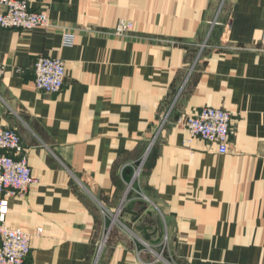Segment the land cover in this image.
<instances>
[{
	"label": "crops",
	"instance_id": "0c3cea01",
	"mask_svg": "<svg viewBox=\"0 0 264 264\" xmlns=\"http://www.w3.org/2000/svg\"><path fill=\"white\" fill-rule=\"evenodd\" d=\"M30 4L50 27L0 28V124L37 180L9 198L26 264H264V0ZM205 106L233 114L226 153L178 124Z\"/></svg>",
	"mask_w": 264,
	"mask_h": 264
},
{
	"label": "built area",
	"instance_id": "2783aa9c",
	"mask_svg": "<svg viewBox=\"0 0 264 264\" xmlns=\"http://www.w3.org/2000/svg\"><path fill=\"white\" fill-rule=\"evenodd\" d=\"M51 26L49 15L44 10H33L30 0H0V28L32 30ZM116 34H126L133 29V23L121 20ZM74 38L67 36V42ZM264 46V29L261 36ZM34 84L37 90L59 93L65 83L66 62L61 58L41 56L35 62ZM6 73V66L0 62V79ZM232 112L223 108L205 106L192 114L178 119L187 134V142L196 138L218 146L221 153L228 151L232 135ZM37 182L19 133L0 124V264H26L31 251L30 232L22 227H11L7 223L9 198L25 195ZM41 228L37 229V233Z\"/></svg>",
	"mask_w": 264,
	"mask_h": 264
}]
</instances>
